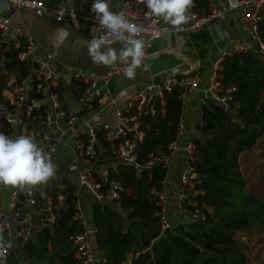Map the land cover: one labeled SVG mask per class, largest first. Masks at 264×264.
I'll use <instances>...</instances> for the list:
<instances>
[{
  "label": "built area",
  "instance_id": "1",
  "mask_svg": "<svg viewBox=\"0 0 264 264\" xmlns=\"http://www.w3.org/2000/svg\"><path fill=\"white\" fill-rule=\"evenodd\" d=\"M71 3L48 5L42 0H0V45L6 49L12 46L19 50L20 62L30 65L27 76L20 85L12 87L10 80L7 89L2 92L5 103H0V132L6 136L15 138L20 135L30 136L36 144L43 149L48 159L57 153L61 145L70 144L75 156L80 158L81 169L76 178L80 188H83L96 203L114 204L117 209L119 184L112 181L108 188L103 189L106 180L107 160L101 157L97 150L99 143L97 131L103 133V140L111 144L114 157L113 161L132 165L139 169L136 161V149L142 140L140 131L141 119L144 116L154 115L156 105H164V96L170 94L173 89L182 90L181 110L177 134L174 142L169 144V155H150L146 165L149 169L153 164L159 163L166 170L167 175L171 166V156L181 153L186 160L185 170L174 185L176 206L179 212L187 219L188 225L205 223L206 214L194 201L192 180L195 174L191 163L195 159L196 144L193 140L187 141V131L183 120V113L187 101L197 95L202 105L212 102L221 106L224 111L231 109L233 117H236L237 107H230L233 101L234 87H225L222 83V62L231 55L256 54L264 60V38L260 36L259 25L263 20L264 0H223L216 4V0H209L208 12L198 15L189 10V20L180 28H174L162 19L158 20L149 14L143 0H121L114 7L116 0H107L113 12L122 13L131 23L141 26L140 37L145 42V57L142 66L150 54L156 41L170 36L193 35L203 30L219 32V24L226 20L229 14H235L237 25L240 27L246 40L236 44L233 51L223 50L221 56L210 64V69H203L202 64L193 65L184 70L174 69L170 77L161 83L152 84L144 88L137 95L130 97L121 107H117L114 98L110 95V86L113 80L124 75L123 67L119 71L112 68L103 73L90 72L80 68L64 65L56 60L53 54H45L39 58L37 45L25 27L12 28L7 17L2 15L4 10L13 14L25 12L32 13L35 17L46 18L57 24L78 27L82 19L88 27L90 35L100 36L97 30L92 32L95 24L94 16L80 15L74 9L75 5L85 7L92 4V0H71ZM120 42L125 47L124 41H114L111 45ZM110 45V46H111ZM7 93L8 95H5ZM69 96L71 102L77 107L75 112L72 106L67 104L65 98ZM199 113H200V107ZM111 111L108 119L106 113ZM164 113V110H160ZM236 122V120H233ZM196 138H199L196 137ZM186 139V142H181ZM167 175L163 181V191L153 192L156 205L159 210L158 217L161 233L173 231L166 205L164 192L167 183ZM5 186L0 185V193ZM22 188H15L9 194L10 211L6 215L0 206V237L5 244L11 243V247H5L0 256V264H10L11 249L25 244L30 240L37 229L49 227L53 218L47 215L49 207H41L37 201L35 189L31 188L24 193L26 203L21 200ZM23 202V203H22ZM75 220L79 221L84 232L72 239V246L76 249V257L81 264H108L101 256L94 255L86 244V230L82 210L78 201L75 205ZM43 213L45 215L43 216ZM35 217L38 221L35 223ZM93 233L96 230L90 227ZM121 264H131L127 260Z\"/></svg>",
  "mask_w": 264,
  "mask_h": 264
},
{
  "label": "trees",
  "instance_id": "2",
  "mask_svg": "<svg viewBox=\"0 0 264 264\" xmlns=\"http://www.w3.org/2000/svg\"><path fill=\"white\" fill-rule=\"evenodd\" d=\"M208 2L194 0L189 10L198 15L206 14ZM259 32L264 38V11ZM19 52L9 46L0 56V103H5L2 92L7 89L8 81L13 79L12 87L20 85L30 69L27 62L19 61ZM220 74L225 87L236 89L230 107L236 106L237 110L236 117L232 118L212 102L200 107L197 130L204 138L193 140L196 154L191 166L196 178L192 180L191 192L206 214L205 223L188 225L186 230L175 227L162 234L156 216L159 208L153 192L163 191L167 170L159 163L149 169L146 165L150 155L168 156V146L175 140L182 114V90L175 88L164 96V105H156L154 115L141 119L143 136L135 152L139 169L119 163L106 170L107 182L103 189L112 181L119 184L115 201L119 207L116 209L111 203L92 205L94 240L108 264H121L130 255L131 264H149L151 258L153 264L247 263L235 235L252 224H261L264 233V197L247 193L238 157L252 150L259 139L264 140V60L254 53L231 55L223 60ZM96 135L101 157L114 160L111 144L103 140L101 131ZM261 156L264 160V150ZM62 188L53 183L48 186L47 215H51L53 221L49 227L37 229L25 244L11 249L10 264H21V255L27 264H81L72 246V239L85 230L75 220L76 186L64 180ZM60 196H63L62 202ZM36 198L38 202L41 200L39 196Z\"/></svg>",
  "mask_w": 264,
  "mask_h": 264
},
{
  "label": "crops",
  "instance_id": "3",
  "mask_svg": "<svg viewBox=\"0 0 264 264\" xmlns=\"http://www.w3.org/2000/svg\"><path fill=\"white\" fill-rule=\"evenodd\" d=\"M42 1L48 5L66 3L72 4L71 0ZM120 1L121 0H116L114 7H117ZM222 3L223 0H216V4L221 5ZM90 8L91 5L85 7H80L78 5L74 6V9L79 16H94V14L91 13ZM109 8L111 11L113 10V8ZM2 9L3 8L0 7V11ZM2 15L9 19L10 26L12 28L25 27L29 30L37 45V54L39 58H43L45 54L49 53L53 54L56 60L64 65H69L86 71L103 73L110 69V67H98L94 65L91 62L90 57L87 55L86 47L79 43V41H88L93 38L88 31L87 25L82 19L80 20L78 27L75 28L67 25L66 23L57 24L50 19L35 17L30 12L13 14L11 11L4 10ZM59 27H64L70 32L69 39L62 45L57 44L54 40L55 31ZM204 37H206V39H204ZM245 40L246 36L237 25L236 15L231 13L227 16L225 21L219 24V32L213 30V27H210L209 30H203L193 35L170 36L156 41L145 61V65L136 70L135 77L133 79H128L123 75L116 78L111 83L110 95L114 98L117 107H121L130 97L137 95L144 88L152 84L161 83L162 81L168 79L170 77V72L174 69L184 70L188 67L196 65V63H200L203 65V69L208 71L210 69L211 62L221 56V52H223L224 49L233 51L237 43ZM111 47L117 49V51L124 48L123 44L120 42L111 45ZM10 83L11 85L13 84V79H10ZM5 95L8 94L5 93ZM65 100L69 105L71 99L68 95ZM262 100L264 101V93L262 94ZM199 106H201V103L197 95L191 97L186 103L183 120L187 131V141L194 140L199 136L197 130V126L200 123ZM111 114V111H108L106 113V117L109 119ZM181 142H186V139H183ZM70 144L71 143L67 146L61 145L57 153L51 159V162L55 167L54 177L43 184L19 187L23 189L21 197L23 198V202L26 203L24 193L25 191L33 188L35 189L36 195L41 198L38 202L39 206L48 208L50 199L47 197L46 190L49 185H52L53 183L57 188L63 189L62 182L66 180L76 186L77 201L82 210L83 220L85 225L89 227V229L86 230V244L94 255L99 256L101 253L97 249L96 242L94 240V233L90 230V227H92L91 208L93 203L96 202L83 188H80L77 183L76 175L81 169L82 164L80 162V158L74 155ZM261 148L263 149L264 147ZM261 148H255L257 154L260 153ZM118 164L119 162L115 160L111 165L109 164L108 167L115 168ZM185 166L186 160L181 153H174L171 156V166L167 175V183L164 187L169 220L171 224L179 230L187 229V219L179 212L176 206V198L173 188L174 185L178 183V179L184 172ZM15 188L17 187L5 186L3 191L0 193V206L3 207V211L6 215L10 214V211L7 208L9 204V194ZM62 200L63 196H60L59 201L62 202ZM207 211L210 212L211 210L207 209ZM34 221L36 223L38 218L35 217ZM256 225L258 224H252L247 230L238 232L241 233L242 236L240 246H242L241 248L243 253L247 257L246 264H254L251 256H249L244 249V246H249V243L252 245L251 250L255 252V256H263L262 251L260 252L262 248L260 247L261 243L255 244L254 239V243L252 244L251 239L253 236H250L252 231L254 233L260 232V229H258ZM179 227H182L183 229H180ZM257 240L259 239L257 238Z\"/></svg>",
  "mask_w": 264,
  "mask_h": 264
},
{
  "label": "clouds",
  "instance_id": "4",
  "mask_svg": "<svg viewBox=\"0 0 264 264\" xmlns=\"http://www.w3.org/2000/svg\"><path fill=\"white\" fill-rule=\"evenodd\" d=\"M145 7L153 17L180 28L189 20V9L194 6V0H143ZM91 13L95 24L93 35L88 41H79L86 47L91 62L98 67H110L119 71L123 67L124 76L133 79L136 70L142 65L145 57V42L140 37L141 26L131 23L122 13L113 12L107 0H92ZM70 37V32L59 27L54 34V40L62 45ZM114 41H124L125 47L117 51L111 47ZM55 167L30 136L20 135L15 138L0 132V185L24 187L36 186L48 182L54 177ZM10 248L0 237V256L3 249Z\"/></svg>",
  "mask_w": 264,
  "mask_h": 264
},
{
  "label": "rangeland",
  "instance_id": "5",
  "mask_svg": "<svg viewBox=\"0 0 264 264\" xmlns=\"http://www.w3.org/2000/svg\"><path fill=\"white\" fill-rule=\"evenodd\" d=\"M222 25V24H221ZM261 147H264V140L259 139L257 143L254 145L252 150H249L238 157V164H239V169H241V174L245 178L247 182V193L254 196V197H264V161L262 160L261 156L262 149ZM255 148H261L260 153L257 154ZM261 160V162H260ZM114 161L110 160L106 162L107 167L109 164L111 165ZM258 229H260V232L254 233L253 231L251 232L250 236L252 237V244L254 243L255 239V244H260L261 250L262 251V257H258L254 255V251L251 250L252 245L249 243V246H244L245 252L249 256H251L252 262L254 264H264V233H263V227L262 225H256ZM248 229V228H247ZM245 229V230H247ZM244 230V231H245ZM255 236V237H254ZM257 238L259 240H257ZM235 239L240 245V241L242 239L241 233H237L235 235ZM242 247V246H241ZM253 249V248H252Z\"/></svg>",
  "mask_w": 264,
  "mask_h": 264
},
{
  "label": "water",
  "instance_id": "6",
  "mask_svg": "<svg viewBox=\"0 0 264 264\" xmlns=\"http://www.w3.org/2000/svg\"><path fill=\"white\" fill-rule=\"evenodd\" d=\"M5 50H6V46H5V45H0V56H2V54H3V52H4ZM70 105L73 107L74 111H77L76 105H74L73 102H70ZM226 113H227V115L230 116V117L233 116V112H232L231 109H229V108L226 109ZM203 138H204V136L199 135V140H203ZM195 178H196V174H194V176H193V179H195ZM127 226H128V224L126 223L125 228H126ZM179 228H180V229H183L182 227H179ZM203 233H206V230H204ZM20 258H21V260L23 261V259H24L23 255H21ZM131 259H132V256L130 255V256L128 257V260H131ZM153 263H154V260H153V258H151L149 264H153ZM21 264H27V262L23 261Z\"/></svg>",
  "mask_w": 264,
  "mask_h": 264
}]
</instances>
